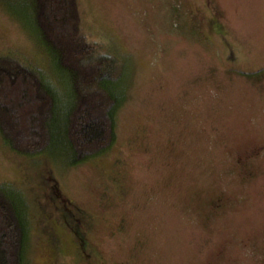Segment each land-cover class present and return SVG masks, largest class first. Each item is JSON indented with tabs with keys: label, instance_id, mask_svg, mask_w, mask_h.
<instances>
[{
	"label": "rangeland",
	"instance_id": "obj_1",
	"mask_svg": "<svg viewBox=\"0 0 264 264\" xmlns=\"http://www.w3.org/2000/svg\"><path fill=\"white\" fill-rule=\"evenodd\" d=\"M79 2L129 79L98 157L64 165L0 140V183L28 204L29 264H264V0ZM6 52L45 68L0 7ZM57 188L84 211L86 247L57 226Z\"/></svg>",
	"mask_w": 264,
	"mask_h": 264
},
{
	"label": "trees",
	"instance_id": "obj_2",
	"mask_svg": "<svg viewBox=\"0 0 264 264\" xmlns=\"http://www.w3.org/2000/svg\"><path fill=\"white\" fill-rule=\"evenodd\" d=\"M0 7L46 58L43 69L12 52L0 53L3 145L29 157L56 155L70 166L104 154L114 140L115 113L129 78L112 53L89 38L79 0H0ZM27 206L21 189L0 183V264H29ZM66 225L86 247L77 226Z\"/></svg>",
	"mask_w": 264,
	"mask_h": 264
},
{
	"label": "flooded vegetation",
	"instance_id": "obj_3",
	"mask_svg": "<svg viewBox=\"0 0 264 264\" xmlns=\"http://www.w3.org/2000/svg\"><path fill=\"white\" fill-rule=\"evenodd\" d=\"M56 190H57V192L55 194L53 193L51 199L53 200V202H57L59 205L65 206L63 209H60V207H62V206L58 207V209H59L58 218L61 221H57V223H58L57 226L59 228L63 229L64 233H66L68 236L70 235L71 238H73V239H74V235L71 233V230L68 228L66 223L71 224V225H76L78 230L81 231V233H86L89 229V224L85 220L84 211L78 209L70 200H67L66 198H62V195L59 193V189L57 188ZM215 206L217 207V205H215ZM62 214L68 215L66 221L61 219ZM84 231H86V232H84ZM73 246H74V244H73ZM75 247L77 248V250H76L77 255L85 261L86 260V254L77 245H75Z\"/></svg>",
	"mask_w": 264,
	"mask_h": 264
}]
</instances>
